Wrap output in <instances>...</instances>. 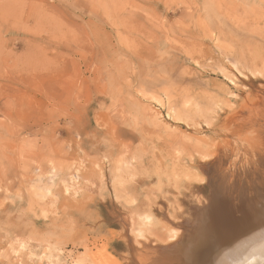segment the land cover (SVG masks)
I'll list each match as a JSON object with an SVG mask.
<instances>
[{
	"label": "rangeland",
	"instance_id": "1",
	"mask_svg": "<svg viewBox=\"0 0 264 264\" xmlns=\"http://www.w3.org/2000/svg\"><path fill=\"white\" fill-rule=\"evenodd\" d=\"M263 174L264 0H0V264H214Z\"/></svg>",
	"mask_w": 264,
	"mask_h": 264
},
{
	"label": "bare ground",
	"instance_id": "2",
	"mask_svg": "<svg viewBox=\"0 0 264 264\" xmlns=\"http://www.w3.org/2000/svg\"><path fill=\"white\" fill-rule=\"evenodd\" d=\"M215 153V152H214ZM212 154V153H211ZM207 157H209V156H207L206 155V159H208ZM211 157V156H210ZM213 158V157H212ZM215 158V157H214ZM201 159H203V158H201ZM214 160V159H213ZM201 161V160H200ZM206 163V161H202V163ZM213 162V161H212ZM205 163H204V165H205ZM201 164V163H200ZM208 165V164H207ZM206 165V166H207ZM206 166H203L202 168H206ZM210 170V169H209ZM258 170V169H257ZM259 173H261V172H259ZM259 173H258V175H259ZM256 174H257V172H256ZM264 175V174H263ZM262 175V176H263ZM256 177H257V175H255ZM254 176V177H255ZM261 176V175H260ZM259 177V176H258ZM261 179H263V178H261ZM261 179L259 180L260 182H261ZM247 180H249V179H247ZM233 181H234V179H233ZM250 181V180H249ZM259 181H257L258 183H259ZM264 181V180H263ZM214 182V181H213ZM212 182V183H213ZM231 183H233V182H230V184ZM234 183H235V181H234ZM239 183V182H238ZM244 184H245V182H244ZM236 185V184H235ZM234 185V186H235ZM248 185H250V184H248ZM233 186V185H232ZM244 187H245V185H243ZM247 186V185H246ZM242 187V186H241ZM240 187V188H241ZM243 187V188H244ZM250 187V186H249ZM228 188V187H227ZM243 188H242V190H243ZM219 190V189H218ZM235 190V189H234ZM241 190V189H240ZM244 190H245V188H244ZM263 190H264V188H263ZM229 192H230V190H229ZM237 192V191H236ZM218 193H219V191H218ZM217 193V194H218ZM233 193V192H232ZM254 194V193H253ZM255 194H256V192H255ZM222 195V194H221ZM226 196V195H225ZM230 196V195H229ZM254 196V195H253ZM257 197V196H256ZM261 198V197H260ZM264 198V197H263ZM228 199V198H227ZM256 199V198H255ZM262 199V198H261ZM260 199V200H261ZM230 200V199H229ZM259 200V201H260ZM264 200V199H263ZM236 201V200H235ZM262 202V201H261ZM253 204L254 203H256V201L255 202H252ZM259 203V202H258ZM260 204V203H259ZM250 205V204H249ZM255 205V204H254ZM244 205H242V207H243ZM251 207V206H250ZM260 208V207H259ZM208 209V208H207ZM255 210V209H254ZM258 211H260L259 209H258ZM262 212V213H261ZM261 212H260V214L259 213H257V214H259V215H257V214H255V216L250 220L251 221V224H250V228H249V232H248V234H247V238L246 239H244L243 241H240L237 245H234V247H231L230 249H227V250H223V251H221L220 252V250H221V247H219L218 248V246L217 245H223L224 244V242H226V240H224V242H223V240H222V238L223 237H221L220 239H221V241L223 242H221V244H217L216 246H217V248L218 249H220L219 251L216 249V251L218 252L217 254H215V255H213V261H214V264H264V209L263 208H261ZM222 212H220V214H221ZM224 213V212H223ZM225 214H227V212L225 213ZM222 215V214H221ZM220 215V216H221ZM224 215V214H223ZM222 215V216H223ZM199 216V215H198ZM222 216H221V218H222ZM242 216H243V214H242ZM245 216H246V214H245ZM247 216H248V214H247ZM246 216V217H247ZM253 216V215H252ZM258 216V217H257ZM196 217V216H195ZM218 217V216H217ZM257 217V220L255 219ZM197 218V217H196ZM220 218V217H219ZM245 218V217H244ZM211 219V218H210ZM215 219H217V218H215ZM229 219H231V218H229ZM241 219H243V217L241 218ZM246 219H248V221H249V217L248 218H246ZM245 219V220H246ZM198 220V219H197ZM197 220H196V222H197ZM208 220V219H207ZM212 220V219H211ZM213 220H214V217H213ZM223 220V219H222ZM221 220V221H222ZM233 220H235V219H233ZM215 221V220H214ZM220 221V222H221ZM237 221H239V217H238V220ZM192 222V221H191ZM219 222V221H218ZM230 222V221H229ZM229 222L227 223L226 222V224H229ZM246 222L247 221H245L244 223L246 224ZM198 223H202V222H198ZM205 223V222H204ZM215 223V222H214ZM243 223V224H244ZM226 224H224V225H226ZM237 224H238V222H237ZM239 224H241V225H243L242 223H240L239 222ZM218 224H213L212 226H211V228L210 229H206V230H204V229H202L203 231H207L206 233H207V235H209V240H214V242L213 241H210L209 242V244L208 245H210L209 247H207L208 249H206V246H208V245H206L205 246V248L204 249H201V251L200 252H202V253H200L199 252V254H197L198 255V257L200 258V259H202V258H204L205 256H206V251L208 250H210V248L211 249H213L212 248V246L214 245V243H215V239H216V237H217V235L216 234H218V233H216V231H217V227H215V226H217ZM231 225V224H230ZM200 226V225H199ZM199 226H198V228H199ZM232 226V225H231ZM236 224L234 225V229L236 230ZM238 226V225H237ZM240 226V225H239ZM246 226V225H245ZM192 227V226H191ZM222 227H224V226H222ZM247 228H248V226H246ZM231 228H233V226L231 227ZM240 228V227H239ZM242 228V227H241ZM201 229V228H200ZM220 229V231H221V229L222 228H219ZM225 229V228H224ZM223 229V232L225 231ZM226 229H227V227H226ZM229 230H231L232 231V229H229ZM244 230V229H243ZM201 231V230H200ZM234 231V230H233ZM223 232H221V233H223ZM230 232V231H229ZM236 232V231H235ZM234 232V233H235ZM189 233V232H188ZM187 233V234H188ZM194 233V232H193ZM199 233V232H198ZM204 233V232H203ZM237 233H239V234H242V233H240V232H237ZM245 233H246V231H245ZM224 234V233H223ZM223 234H221V235H223ZM231 234V233H230ZM236 234V233H235ZM235 234H233V236L235 235ZM238 234V235H239ZM244 234V233H243ZM190 235V234H189ZM192 235V234H191ZM214 235H216L215 237H214ZM219 235V234H218ZM224 235H227L228 236V234H224ZM237 235V234H236ZM181 236V235H180ZM179 235L177 236H175L174 237V240H175V242H176V240L178 241L179 240V237H180ZM194 236H195V234H194ZM199 236H201L200 234H199ZM206 236V235H205ZM188 237V236H187ZM190 237H192V236H189V238ZM197 237V236H196ZM229 237H232V236H230L229 235ZM237 237V236H236ZM239 237H241V235L239 236ZM185 238V241H186V237H184ZM193 238V237H192ZM198 238V237H197ZM197 238H196V240H197ZM219 238V237H218ZM227 238V237H226ZM226 238H224V239H226ZM233 238V237H232ZM232 238H230V239H232ZM191 239V238H190ZM199 239H202V238H199ZM220 239H218V240H220ZM240 239V238H239ZM208 240V241H209ZM217 239H216V241L219 243V241H218ZM228 240V239H227ZM233 240V239H232ZM190 242V241H189ZM198 242L199 243H201V241H199L198 240ZM232 242V241H231ZM185 243V242H184ZM188 242H186L185 244H187ZM191 243H195V241H191ZM237 243V242H236ZM180 244V243H179ZM182 244V246H183V243H181ZM180 244V245H181ZM198 244V243H197ZM196 244V246H192V245H190V243H189V246H191V249H195L198 245ZM202 244V243H201ZM216 244V243H215ZM180 245L179 246H177V248L179 247V248H181L180 247ZM228 245V244H227ZM169 246V245H168ZM201 246V245H200ZM187 247H188V245H187ZM186 247V248H187ZM216 248V247H215ZM191 249H190V251H191ZM183 250V249H182ZM188 250V249H187ZM198 250H199V248H198ZM197 250V251H198ZM176 251H179L180 252V250H176V249H174V254H175V264H177L178 263V261L180 260V257H183V258H185L184 256L186 255L185 253L187 252H185V250H183L181 253H178V252H176ZM196 251V250H195ZM196 251V252H197ZM207 251V252H208ZM213 252H215V250H212ZM213 252H212V254H213ZM189 253V252H188ZM204 253H205V255H204ZM180 254V255H179ZM191 255H195V254H193V253H191ZM197 256H195V258H193V261H194V259L196 260V259H198V257L196 258ZM189 259H191V257L189 258ZM199 260V259H198ZM210 260V259H209ZM182 261V260H181ZM192 260H190V262H191ZM200 261V260H199ZM202 261V260H201ZM212 261V260H211ZM210 261V262H211ZM194 262H197V261H194ZM185 263V262H184ZM203 263H204V261H203ZM188 264H190V263H188ZM199 264V263H198ZM210 264V263H209Z\"/></svg>",
	"mask_w": 264,
	"mask_h": 264
}]
</instances>
